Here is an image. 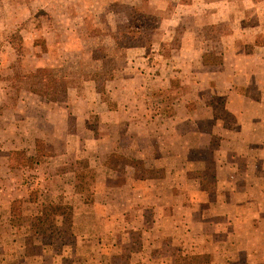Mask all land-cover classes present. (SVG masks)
Instances as JSON below:
<instances>
[{"label":"rangeland","instance_id":"rangeland-1","mask_svg":"<svg viewBox=\"0 0 264 264\" xmlns=\"http://www.w3.org/2000/svg\"><path fill=\"white\" fill-rule=\"evenodd\" d=\"M263 65L264 0H0V264H215L224 234L205 235L206 251L192 253L198 230L186 234L180 221L193 203L194 181L215 198L213 149L190 154L204 162L187 166L171 154L180 140L172 132L157 138L160 151L149 157L136 139L109 136L119 130L105 129L101 117L115 110L123 76L138 74L139 83L142 74L159 70L148 93L152 109L166 116L157 126L178 116L173 104L186 99L197 114H213L205 127L220 117L234 129L239 115L232 110L239 107L226 106L228 84L249 90L247 70L262 80ZM40 67L68 82L58 100L30 90V75ZM100 72L97 88L90 78ZM215 77L216 90L207 84L218 86ZM69 90L89 97L93 109L85 118L57 114ZM64 122L73 148L63 138L48 139ZM89 137L98 140L94 147ZM105 212L126 215L117 249V236L108 233L117 222L107 225L113 223ZM235 251L242 260L248 252L264 260L263 248Z\"/></svg>","mask_w":264,"mask_h":264},{"label":"crops","instance_id":"crops-1","mask_svg":"<svg viewBox=\"0 0 264 264\" xmlns=\"http://www.w3.org/2000/svg\"><path fill=\"white\" fill-rule=\"evenodd\" d=\"M228 69L230 72L231 67ZM259 70L260 74L258 75H261V72L263 74L262 80H259V76L253 75L255 71L249 67L247 70L249 80L245 82L249 90L247 89L243 93L237 91L236 88L231 90L232 85L228 84L226 106L229 110H232L231 107L233 106L239 107L237 112L232 110L234 115H239V123L234 129L227 126L220 117L215 118L213 125L208 128L205 127V121H211L214 117L213 114H197V109L188 107L186 99H178L173 104V111L177 110L178 116L174 114V118L169 117L170 121L163 123V127L161 126L162 123L157 126V121L166 118V116L162 112H156L152 109L151 106H154L155 109V105L149 101L150 95L148 93L155 88L156 84H152V82L156 80V77L162 76L159 70L152 75L142 74L139 83L136 82L138 81V74H132L135 76L134 78L127 75L123 76L122 83L114 91L115 110L104 111L103 117H101L103 124L106 125L105 129H108L110 125L119 130L118 134L110 133L109 136L136 139L138 146L143 148L139 149V152L149 157L160 151L157 148V143H155L158 141L157 138L169 137L172 132L180 140L176 141L178 142L177 148H175L176 153H169L179 154L187 166L194 162H204L202 158H198L196 161L189 159L190 154L213 149L215 159L210 171L213 172L211 174L213 175L212 180L217 185L215 198L210 201L209 193L198 187V183L194 181L195 186L193 194H191L193 203L191 202L188 209H183L180 221L183 227H187L186 234L192 235L194 229L198 230L194 233L195 242L189 246L192 253L206 251L208 246L205 235L209 233L224 234L223 238L225 239L219 240L217 245L219 250L217 249L215 252L217 257L215 264L221 259L224 264H262L261 261L264 263V260L256 259V254L254 255L253 252H248V255L245 253V259L242 260L238 256L240 253L235 251V246L236 248L239 246L241 249H264V65ZM231 72L233 73V70ZM251 77H253V81H251ZM215 83L218 86H212L211 81H208L207 84L209 86L212 84L211 87L216 90V87H220L218 77L214 78ZM81 85L82 87L84 85L93 86L90 81H83ZM255 87L259 90L256 96L252 95L254 93L252 88ZM136 93H146L145 96L148 99L137 96ZM85 95L77 96L76 92L69 90L67 102L64 103L65 109H61V112L58 111L57 114L61 115V118L70 115H75L77 120H80L82 116L85 118L86 113L89 114L93 109L89 97ZM143 105L146 106L143 107ZM108 110L110 109L108 108ZM179 122L182 124L178 128L171 126ZM57 124L62 126L63 122ZM183 126L186 129L179 131ZM70 133L68 122H64L63 128L47 136H53V138L48 139H52L54 143H60L58 139L63 138L65 143L70 142L71 144V135L73 134ZM214 139L218 140V145L215 148L212 147ZM34 140H36V136ZM87 141L92 147H94V143H98V140L90 137ZM141 142L147 143L146 145H139ZM71 147L73 148L72 144ZM167 150L166 148V154L168 153ZM195 168L209 171L207 164H199ZM183 170L185 169L183 168ZM185 177H187V173H185ZM171 196H164V199H161L165 201V197ZM202 201H210L211 207L202 208ZM83 213L89 217L88 213L91 211L84 210ZM109 214L105 216V219L113 224L107 225H114V221L117 222L108 228L109 234L117 236L116 240L113 239L116 244L114 248L117 249L120 243L117 238L124 233L120 221L126 215L122 212H115L114 214L109 212ZM110 219L111 221H109ZM105 242H108L106 238L103 239V244L107 245ZM248 244L253 246L248 247ZM228 248L234 249L232 253L229 250L228 252L223 251ZM116 258L118 259V257Z\"/></svg>","mask_w":264,"mask_h":264},{"label":"trees","instance_id":"trees-1","mask_svg":"<svg viewBox=\"0 0 264 264\" xmlns=\"http://www.w3.org/2000/svg\"><path fill=\"white\" fill-rule=\"evenodd\" d=\"M125 46H136V44L133 42H126ZM100 74L101 72L90 78L96 82L97 88H99L100 85V81L98 79ZM30 77L35 81L34 86L31 87L30 90L40 96L46 97L49 100H58L59 95L66 94L69 88V84L65 78L53 75L47 68L44 67L37 68V70L31 74ZM44 238L45 240L49 239L47 235H45ZM35 253L36 252L33 254Z\"/></svg>","mask_w":264,"mask_h":264}]
</instances>
